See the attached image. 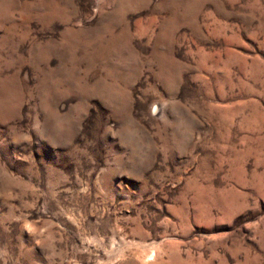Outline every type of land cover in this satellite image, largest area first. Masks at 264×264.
Here are the masks:
<instances>
[{
    "label": "rangeland",
    "instance_id": "obj_1",
    "mask_svg": "<svg viewBox=\"0 0 264 264\" xmlns=\"http://www.w3.org/2000/svg\"><path fill=\"white\" fill-rule=\"evenodd\" d=\"M0 264H264V0H0Z\"/></svg>",
    "mask_w": 264,
    "mask_h": 264
}]
</instances>
